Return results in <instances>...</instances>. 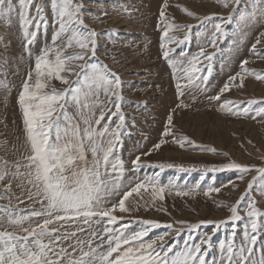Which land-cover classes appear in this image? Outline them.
<instances>
[{
  "label": "snow or ice",
  "instance_id": "obj_1",
  "mask_svg": "<svg viewBox=\"0 0 264 264\" xmlns=\"http://www.w3.org/2000/svg\"><path fill=\"white\" fill-rule=\"evenodd\" d=\"M217 2L227 8L230 0ZM231 3L239 4L240 0H231ZM49 5L58 28L51 38V44H46L35 57L34 70L27 74L18 96L25 145L23 162L19 159L11 164L7 160L0 161V186L5 191H11L13 180L26 181L27 198L35 201L39 210L33 208L27 214H21L12 208L0 206V220L6 216L9 225L25 233L20 236L15 231H0V264H209L207 247L211 245L214 233L201 236L198 242H193L189 236L184 242L185 247L176 252L175 242L168 244L165 241L166 236L180 235L173 224L161 225L151 219L125 220L123 215L116 214L138 210V202L136 207L126 206L134 193L139 196L141 190L147 192L150 188L151 199L145 201V206L149 203L155 206L157 200L165 199L166 190L175 189L176 186L162 185L158 177L141 180L133 176L125 181L124 161L114 155L126 129L122 111V81L119 74L95 59L99 48L97 37L111 38L115 34L82 30L85 28L82 3L75 0H19V26L28 56H32L30 46L36 43L40 30L48 27L45 8ZM13 11L12 0H0V19H6L10 24ZM182 11L193 19H201L188 9ZM258 16L264 18V9L254 8L241 15L240 20L250 23L256 21ZM160 17L165 21L160 47L163 58L168 60L172 49L167 45L183 43L189 39V35L186 34L184 40L169 36L171 31H184L185 26L168 23L164 11H161ZM208 19L211 18H204ZM232 19V15H229L227 19L220 18L219 22H214L210 46L215 47L218 36L226 34L223 25L231 23ZM204 20H201V24ZM191 27L187 26L189 33ZM262 40L264 32L259 33V38L252 45V53L264 59V55L257 51V45ZM58 41L61 43L57 44ZM69 49L72 51L69 52ZM204 61L208 63L201 67ZM211 61L212 55L206 54L205 49L201 48L199 53L187 59V66H184L183 61L179 66L173 65L182 74L176 83L179 96L184 95L186 88L207 91L212 72ZM247 64L248 60H241L242 71L230 76L228 82L221 86L219 94L208 97L210 101L219 102L222 113L236 117L248 116L249 108H241L229 100L221 101V96L230 91L237 76L240 77L237 87L245 86L244 79L249 75L245 68ZM252 75L256 80L264 81V75ZM72 76L76 80H71ZM181 79L185 83H181ZM53 80L67 87L59 91L52 84ZM0 86L7 87L6 84ZM252 103L255 101L249 102ZM70 107L75 109L74 115L69 113ZM256 116L264 119V107L258 110ZM167 125H173L171 114L167 116ZM170 134V127H166L163 135ZM164 142L155 143L153 150H160ZM172 142L181 147L185 143L192 144L190 140H178L175 137ZM207 151L215 153V149ZM143 155H151V150ZM143 166L141 156L137 155L132 161L131 171L135 172ZM156 167L163 168L165 165ZM225 170H238L242 174L252 171L236 163L211 169L213 172ZM255 171L260 178L254 177L246 193L235 205L229 206V222L233 225L244 219L240 211L245 213L247 221L244 224L243 241L239 246L236 245L234 227L228 241L219 245V260L213 259L212 264H264V220H261L264 211L260 210L258 202L252 197L254 185L259 194L264 196V168ZM219 191V188L210 187L204 195ZM188 194L187 191H175L176 196ZM0 199L8 197L0 196ZM137 223L141 227L133 228L132 225ZM180 223L182 228L186 226L189 230L199 227L198 224ZM203 223L218 228L224 222ZM160 227L170 231L156 239L145 240L152 229ZM79 233H86L87 239H81ZM46 239L48 243H45ZM66 240L74 243L67 247L60 244Z\"/></svg>",
  "mask_w": 264,
  "mask_h": 264
},
{
  "label": "rangeland",
  "instance_id": "obj_2",
  "mask_svg": "<svg viewBox=\"0 0 264 264\" xmlns=\"http://www.w3.org/2000/svg\"><path fill=\"white\" fill-rule=\"evenodd\" d=\"M75 2L83 5L82 18L85 28L82 30L115 34L111 38L97 37L99 48L95 59L119 74L122 81V111L126 119V129L121 143L114 150V155L124 161L125 181L133 176L141 180L145 177H158L162 185L176 186L175 189L166 190L165 199L157 200L155 206L151 203L145 206V201L151 199L150 188L147 192L141 190L139 196L134 193L126 202V206L136 207L138 202V210L116 214L123 215L125 220L151 219L161 225L173 224L180 235L166 236L165 241L168 244L175 242V246L185 247L184 242L189 236L193 238V242H198L201 236L214 233L211 245L207 247V259L209 264H212L213 259L219 260V245L228 241L234 227V241L237 246L242 243L247 218L245 213L240 211L244 219L233 225L229 222V206L235 205L246 193L248 184L254 177L260 178L255 169L264 168V119L256 116L258 110L264 107V81H258L252 75H264V59L252 53V45L259 38V33L264 32V18L258 16L256 21L250 23L240 20L241 15L251 12L254 8L264 9V0H240L239 4L231 3L230 0L227 8L222 7L217 0ZM165 4L168 5L167 8L164 7ZM12 5L14 11L10 24L6 19H0V85H7L0 86V161L7 160L9 164L18 159L23 162L22 156L25 152L22 112L18 103L23 82L29 71L34 70L35 57L46 44H51V38L58 28L49 5L45 8L48 27L40 30L36 43L30 46L32 56L29 57L19 26V0H12ZM182 9L192 11L201 19L189 17ZM161 11L165 12L168 23L185 26L184 31H171L169 36L184 40V36L189 35V39L183 43L167 45L172 49L168 60L163 58L160 47L165 26V21L160 17ZM229 15H232L233 19L231 23L223 25L226 34L218 36L215 47L210 46L214 22H219L220 18L227 19ZM205 17L211 19L204 20ZM201 20H204L203 24ZM189 25L192 26L190 33L187 28ZM60 43L61 41L57 42ZM201 48L205 49L206 54L212 55V72L207 91L186 88L181 97L177 94L176 83L182 74L177 72L173 65L179 66L183 61L184 66H187V59L199 53ZM257 51L264 55V40L257 45ZM244 59L248 60L245 68L249 71V75L244 79L245 86L237 87L240 80L237 76L230 91L221 96V101L229 100L241 108H249L247 117H236L222 113L219 110V102L210 101L208 97L219 94L221 86L228 82L229 77L242 71L240 62ZM207 63L204 61L200 66L204 67ZM70 79L74 81L76 77L72 76ZM180 82L185 83L183 79ZM52 84L59 91L67 87L56 80H53ZM101 99L104 97L101 96ZM250 101L255 103L249 104ZM180 104L185 106L178 107ZM68 111L72 115L75 114L74 108L70 107ZM169 114L173 116L172 126L167 125ZM105 119L107 120V117ZM166 127L171 129L168 136L163 135ZM173 137L178 140H190L192 144L185 143L181 147L172 142ZM161 140L165 141L161 149L153 150V145ZM207 149H215V153ZM150 150L151 155H143ZM137 155L141 156L144 166L133 172L132 161ZM230 163L249 167L252 171L246 174L238 170L211 171ZM159 164L165 167H156ZM210 187L219 188V193L213 192L205 196L204 192ZM176 190L187 191L189 194L176 196ZM0 196L8 197L0 199V206L12 208L14 212L27 214L33 208L39 210L36 202L27 198L26 181L13 180L11 191H5L4 187L0 186ZM252 197L258 202L260 210L264 211V196L259 194L256 185L253 186ZM157 208L163 210L158 211ZM206 221L224 223L215 228L214 225L203 223ZM180 222H185V225L198 224L199 227L189 230L186 226L182 228ZM132 227L139 229L141 225L137 223ZM5 230L15 231L20 236L25 235L9 225L6 216L0 220V231ZM168 231L170 230L164 227L152 229L145 240L156 239ZM78 235L81 239H87L86 233ZM45 243H48L47 239ZM70 243L74 241L60 242L65 247Z\"/></svg>",
  "mask_w": 264,
  "mask_h": 264
},
{
  "label": "trees",
  "instance_id": "obj_3",
  "mask_svg": "<svg viewBox=\"0 0 264 264\" xmlns=\"http://www.w3.org/2000/svg\"><path fill=\"white\" fill-rule=\"evenodd\" d=\"M176 241H177V240H176ZM177 242H178V241H177ZM178 246H179V245L176 246V248L174 249V251H177V250L179 249ZM180 248L183 249L184 247H181V246H180ZM181 249H180V250H181ZM180 250H179V251H180Z\"/></svg>",
  "mask_w": 264,
  "mask_h": 264
},
{
  "label": "bare ground",
  "instance_id": "obj_4",
  "mask_svg": "<svg viewBox=\"0 0 264 264\" xmlns=\"http://www.w3.org/2000/svg\"><path fill=\"white\" fill-rule=\"evenodd\" d=\"M168 157H169V155H168ZM173 157V156H172ZM188 157V156H187ZM208 157V156H207ZM136 213V212H135ZM155 221V220H154Z\"/></svg>",
  "mask_w": 264,
  "mask_h": 264
}]
</instances>
